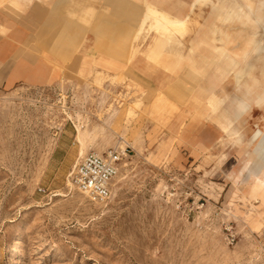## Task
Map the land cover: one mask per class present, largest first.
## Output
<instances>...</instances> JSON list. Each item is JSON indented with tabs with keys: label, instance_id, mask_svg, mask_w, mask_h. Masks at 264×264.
I'll return each instance as SVG.
<instances>
[{
	"label": "rangeland",
	"instance_id": "rangeland-1",
	"mask_svg": "<svg viewBox=\"0 0 264 264\" xmlns=\"http://www.w3.org/2000/svg\"><path fill=\"white\" fill-rule=\"evenodd\" d=\"M21 1L32 0H0V10L17 16ZM251 1L248 19L219 27L239 50L258 41L247 65L264 82V0ZM152 2L157 11L181 3L188 31L155 44L162 34L150 21L138 31L144 0H76L73 17L87 26L77 32L81 41L95 31L96 10L124 23L102 32L123 67L93 68L87 74L95 83L0 92V264H264V180L248 170L258 159L259 142H249L264 131V107L243 116L234 74L219 71L228 67L220 43H199L221 12L245 0ZM190 43L196 65L179 55H188ZM138 55L151 67L147 75L160 68L182 84L148 88L133 67ZM79 127L88 133V153L128 150L106 202L67 184L79 159Z\"/></svg>",
	"mask_w": 264,
	"mask_h": 264
},
{
	"label": "crops",
	"instance_id": "crops-1",
	"mask_svg": "<svg viewBox=\"0 0 264 264\" xmlns=\"http://www.w3.org/2000/svg\"><path fill=\"white\" fill-rule=\"evenodd\" d=\"M75 3L76 0H32L24 6L21 1L20 13L17 16L9 10H0V92L11 94L19 89H44L60 84L95 83L97 78L95 74H87L93 71V68L98 69L97 72H102L123 67L124 63L121 59L123 55H117L118 50L108 49V46H105L107 36L102 32H106L109 27L124 29V23L118 19L117 14L112 13L108 17V13L96 10V18L93 23L90 22V28L93 27L95 31L91 29L81 41L82 37L77 39V32L86 30L87 26L77 23L76 18L73 17L76 14ZM91 5L87 4L84 8H92ZM191 45L192 43L187 49H190ZM227 60V69H219L221 75L222 71L230 74L236 63L231 57ZM230 62H233V65ZM81 66L87 69L86 74L76 75V69ZM133 67L141 81L149 84L148 88L154 87L159 90L166 85L176 88L182 84V80L178 77L167 80V74L160 68H156L157 71L153 76L147 75V73L151 74V67L141 55L136 57ZM239 107L243 116L252 109L250 103L242 97ZM180 118V114L172 118L173 129H179ZM73 125L74 130H77L75 122ZM148 125L152 126L151 123ZM197 126L194 125L195 128L190 131H196ZM263 135L264 131L259 129L253 134L249 144L260 142ZM90 146L87 144V147ZM248 170L250 175L252 172L257 175L255 179L257 182L264 180L263 166L259 161H255L252 169Z\"/></svg>",
	"mask_w": 264,
	"mask_h": 264
},
{
	"label": "bare ground",
	"instance_id": "bare-ground-1",
	"mask_svg": "<svg viewBox=\"0 0 264 264\" xmlns=\"http://www.w3.org/2000/svg\"><path fill=\"white\" fill-rule=\"evenodd\" d=\"M207 1L208 0H197L198 4H195L193 6L202 5V4L206 3ZM144 4H145V10H144L143 18L140 21V29H138V31L139 30L141 31L143 29L144 25L146 24V22L150 21V24H147V26H149L151 28V31H152V29H155L158 33L162 34V37H158L156 39V42H155L156 44H159L161 42L164 43L163 42L164 40L162 38H164V39H166V41L170 42L174 39V36L183 35V34H185L186 31H188V29L190 27V23H191L190 16L188 18L184 19L179 14L178 8L181 7V5H182L181 3L179 4V6L177 8H175L174 11H171V10H168L165 8L161 9V11H159V10L157 11L158 6L156 3H153L152 0H144ZM252 4H253V2L251 0H245L244 6H240L239 8H236L235 5H233V6L229 5V7H227L228 10L226 11V13L221 12L217 17V20H215L213 22L211 34L210 35L205 34V36L199 41V43L208 44L210 41L217 40L220 43V46L219 45L216 46L219 49L220 55L221 56L223 55L225 58L231 57V59L236 60L235 61L236 63L234 64V68L232 69V73L234 74L237 86H239L241 88L240 89V92L242 95L241 97L244 99H245V97H248L249 100H247V101L250 103V105L252 107L258 108V107H264V82H263V80H260V79L255 77L254 67L248 68L247 64H248V61L250 58L251 47L256 49V47L259 45V43H258V41L253 40V39L247 40L245 42L243 48L241 50H239V49L233 47V44H235L236 40H234L232 38L231 33L229 31L223 32L222 27H219L220 21L229 23L231 21L243 20V18L248 19V14L245 13V7H251ZM222 9H221V11H222ZM226 27H227V24H226ZM148 30H146V31H148ZM218 36H219V38H217ZM177 41L179 44L183 43L181 41V39H179V38ZM183 44L185 45V42ZM174 47H177V46L174 45ZM187 50L189 51L188 55H186V54L185 55L179 54V55L182 56V59L184 61L186 60V61H189V63L191 65H196L192 59V55L194 54V51H195L193 44L191 45L190 49H187ZM230 63H232V65H233V62H230ZM247 69H249V70H247ZM222 76L223 77L228 76V74H226V72L222 71ZM79 125H81V124H79ZM78 131H79L78 139L80 141V151H79V159H78V162H79L80 159L83 158L88 153L89 149L87 147V142H86V137L88 136V133H86L80 127H79ZM123 139L124 138H122L121 140H123ZM258 147H259V150H258L257 155H256L258 159L257 160L255 159L252 162L250 161L248 163V165H249L248 169H250V168L252 169V165L255 163V161H259L261 163V165L263 166L262 176L264 178V135L261 138V141L259 142ZM100 154H102V153H100ZM253 159H254V157H253ZM250 177H253L254 179H256L257 175L252 172ZM67 184L70 187V189H72V190L76 187L74 185L72 179H71V174L68 177Z\"/></svg>",
	"mask_w": 264,
	"mask_h": 264
},
{
	"label": "built area",
	"instance_id": "built-area-1",
	"mask_svg": "<svg viewBox=\"0 0 264 264\" xmlns=\"http://www.w3.org/2000/svg\"><path fill=\"white\" fill-rule=\"evenodd\" d=\"M128 150L88 153L75 165L71 179L76 188L92 201L106 202L113 193V181Z\"/></svg>",
	"mask_w": 264,
	"mask_h": 264
}]
</instances>
